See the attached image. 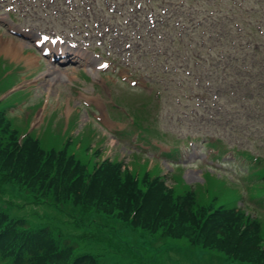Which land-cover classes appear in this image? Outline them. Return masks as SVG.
Wrapping results in <instances>:
<instances>
[{
    "label": "rangeland",
    "instance_id": "374dc122",
    "mask_svg": "<svg viewBox=\"0 0 264 264\" xmlns=\"http://www.w3.org/2000/svg\"><path fill=\"white\" fill-rule=\"evenodd\" d=\"M139 1L147 5L146 0ZM25 2L28 6L22 5L21 9H25L26 12L16 5L18 11L16 15L11 12L12 3L4 5L0 3L2 7L0 36L5 40L25 41L27 45L23 54L25 55L28 50L26 56L33 54L39 58L35 63L28 65L25 60H17L18 58L0 52V91L3 93L8 91L9 89L6 88L15 81L20 82L19 86L27 89L16 92L5 102L6 105H17L20 100L21 104H26L22 108L24 113L19 114L23 117L21 124L17 125L19 134H23L29 124L31 126L35 123L37 127L34 128L33 134L39 135L47 147L68 139L76 142V138L81 137L85 139L86 145L92 152L98 151L103 146L100 159H115V162H123L133 168L136 164L132 163L137 158L144 165L135 166L140 173V168L154 169L155 165L160 163L164 174L169 176L170 186L174 182L171 175L181 173L179 186L185 192L194 190L198 198H206L213 182L216 181V188L223 186L228 192L221 200L222 203L241 206L239 198L244 192L230 180H244L242 176L245 170L236 161L232 162V155L227 149L226 156L215 158L217 148L205 146V142L210 138L225 136L227 139L224 143L233 140L242 144L243 140L255 134H232L229 126L225 129L224 125L220 127L219 124L214 125L204 121L206 112L203 107L198 115L192 111L198 107L197 98L193 101L189 100L192 88L199 86L198 90H201L204 83L198 85L193 78L192 82L191 77L187 75L188 70L181 68L178 79L189 82L185 84V88H179L174 81V75L177 73L175 67L171 68L172 73H165L162 64L158 62L159 57L154 55L155 39L151 38L145 22L135 33L137 27H134V20L128 21L131 6L135 5H131V0H25L23 3ZM208 2L210 3L211 0ZM35 4L39 9L34 7ZM149 4V8L154 4L158 5L155 2ZM233 6L230 4L224 7L223 9H226L224 15L229 14L234 9ZM140 14L143 15L142 12ZM10 18H13L17 25H13ZM142 21L143 16L140 23ZM20 28L30 30L31 33H25L29 40L12 33V29L19 31ZM62 31L64 33H61ZM89 31L94 34L93 40H88L91 35ZM52 32L66 35L65 39L75 38L78 41L80 49L76 54H80L75 57L74 63L59 65L52 62L51 57L44 58L42 51L35 48L33 41L40 34L52 35ZM217 32L222 34L223 40L227 42L224 48L228 53V43L231 40L228 36H233L230 22L228 20L221 22L215 33ZM133 39L135 43L130 49L127 42H132ZM137 41L139 47L145 50L140 55ZM208 43H210L209 39ZM211 45L215 46V40ZM63 47L65 48V45ZM217 50L220 51L219 48ZM76 60L80 62L76 63ZM103 61L108 62L110 67L105 71H93V68ZM187 61L183 58V66ZM221 64L218 63L210 71L200 69L205 77H211L217 83L215 92L218 93L220 100L221 91L231 87L234 82V78H230L228 73L223 71ZM90 69L91 73L88 71ZM117 76L120 79L121 77L129 79L126 82L122 80L112 82V78ZM4 79L9 80L3 82ZM131 80L139 82L138 85L132 87ZM106 84L111 91L110 93L107 90L110 96H106L103 91ZM233 91L231 95L235 93L234 98H243L244 94L236 93L237 90L234 89ZM156 92L161 95L160 100L157 101L154 98ZM94 99L100 100L102 105L97 104ZM152 99L154 100L152 109L150 110L151 105H149L146 112H151L152 131L157 130L162 134H148L146 140L150 143L147 144L140 138L144 128L137 123L130 110L133 105L139 110L147 102L146 100ZM39 102H42V108H45L43 115L42 112L35 111ZM220 104L224 106L223 112H226L228 104L221 101ZM243 105L244 101L235 105L233 113H244L241 108ZM219 109H216V112H219ZM106 110L110 118L112 119L113 116L112 120L115 121L110 120ZM122 111H125L127 116ZM229 118L231 115L224 113V119ZM117 129L128 131L131 135L117 137L115 136ZM103 137L105 138L102 143ZM142 142L150 147L147 150L141 149ZM171 150H177L173 157L164 155ZM79 154L86 157L83 150ZM207 172L216 174L208 173L210 176L206 190L208 192L198 187L195 189L196 185L204 183ZM151 174L154 175L152 171ZM177 188L178 184H175L174 189ZM233 188L235 191L232 193ZM258 196V192L253 189L250 198ZM4 199L15 204L10 208L11 215L25 216L32 225L39 223L50 225L66 236L65 239L77 241L75 246L79 247L78 253L100 256L99 264H239L225 260L220 254L193 248L186 240H167L160 235L151 237L142 231L129 230L124 224L114 221L115 219L92 217L87 214L84 218L97 220L101 226H106L101 227L86 221L87 225L79 227L76 224L78 209H74L73 206L55 208L49 203L35 204L21 190L12 189ZM260 217V221L264 224V215ZM72 237L77 238L72 239Z\"/></svg>",
    "mask_w": 264,
    "mask_h": 264
},
{
    "label": "trees",
    "instance_id": "16d2710c",
    "mask_svg": "<svg viewBox=\"0 0 264 264\" xmlns=\"http://www.w3.org/2000/svg\"><path fill=\"white\" fill-rule=\"evenodd\" d=\"M245 3L250 0H244L240 7L235 3L242 13V30L248 23L243 12L247 13L248 9ZM259 4L264 5V1ZM217 22H221L220 18ZM239 52L243 58L234 57L231 66H236L235 75L244 99L256 110L254 115L247 113V121L240 128L262 134L249 138L256 155L247 150L236 153L247 162L245 167L249 171L244 187L237 184L244 192L239 198L243 207L222 203L228 192L223 186L216 188V181L206 198H198L194 191L185 192L179 185L176 190L170 188L167 178L158 171L146 168H140L141 173L138 168L131 171L110 159L96 163L101 150L93 158H81L74 153L71 141L57 143L49 149L35 134L20 141L19 124L3 107L0 109V264H99L100 258L78 253L77 241L65 239L66 236L48 224L32 225L25 216L11 215L10 208L15 204L4 197L12 189L23 191L36 204L49 203L55 208L73 206L79 210L76 218L79 227L87 225L86 221L101 226L97 220L84 218L90 214L115 219L127 229L151 237L186 240L189 246L220 254L228 261L264 264V224L258 215L249 212L264 209V56L259 64L255 58L247 61L245 53ZM82 148L76 151L84 150L86 155L89 146ZM253 189L259 196L249 198Z\"/></svg>",
    "mask_w": 264,
    "mask_h": 264
},
{
    "label": "bare ground",
    "instance_id": "6f19581e",
    "mask_svg": "<svg viewBox=\"0 0 264 264\" xmlns=\"http://www.w3.org/2000/svg\"><path fill=\"white\" fill-rule=\"evenodd\" d=\"M25 42H15L10 40H0V52L4 53L6 56H10L12 58H22L26 59L28 63H35V61H38L39 58L36 56H30L25 57L22 52V48L25 46ZM97 103H100V101L95 100Z\"/></svg>",
    "mask_w": 264,
    "mask_h": 264
}]
</instances>
